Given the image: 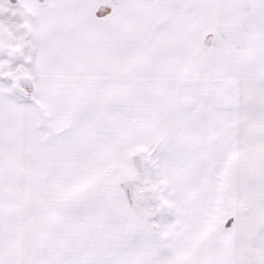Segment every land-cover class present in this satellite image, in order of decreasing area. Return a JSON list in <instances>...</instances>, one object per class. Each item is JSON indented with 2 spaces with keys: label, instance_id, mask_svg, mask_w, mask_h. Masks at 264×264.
<instances>
[{
  "label": "snow or ice",
  "instance_id": "6c2138e0",
  "mask_svg": "<svg viewBox=\"0 0 264 264\" xmlns=\"http://www.w3.org/2000/svg\"><path fill=\"white\" fill-rule=\"evenodd\" d=\"M0 264H264V0H0Z\"/></svg>",
  "mask_w": 264,
  "mask_h": 264
},
{
  "label": "rangeland",
  "instance_id": "374dc122",
  "mask_svg": "<svg viewBox=\"0 0 264 264\" xmlns=\"http://www.w3.org/2000/svg\"><path fill=\"white\" fill-rule=\"evenodd\" d=\"M13 2H15V0H13Z\"/></svg>",
  "mask_w": 264,
  "mask_h": 264
}]
</instances>
